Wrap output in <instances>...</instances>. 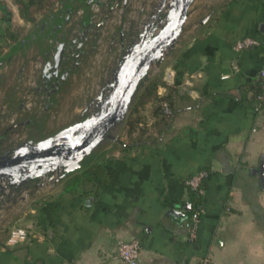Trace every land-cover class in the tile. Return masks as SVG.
<instances>
[{
	"label": "crops",
	"instance_id": "crops-1",
	"mask_svg": "<svg viewBox=\"0 0 264 264\" xmlns=\"http://www.w3.org/2000/svg\"><path fill=\"white\" fill-rule=\"evenodd\" d=\"M3 1L11 18L0 11V110L21 112L19 124L31 133L26 119L34 116L25 114L19 92L40 76L43 42L54 40L58 26L44 17L36 26L26 25L13 1ZM91 2L66 0L54 12L72 7L71 23L88 24ZM194 17L196 23L187 33L184 28L168 60L171 68L177 66L180 83L165 133L126 155H106L100 163L109 180L91 193L67 192L60 181L53 190L24 203L14 200L0 211V264H123L118 246L134 240L141 244L139 264H199L205 257L212 264H264V184L255 173L264 162V112L255 109L252 94L237 96L264 70V0H205ZM8 25L26 29L18 43L4 37ZM244 38L261 45L238 53L234 45ZM112 40L110 51L104 45L100 52H112ZM103 79L99 89L110 80L104 74ZM159 93L167 97L171 89L162 86ZM84 112L79 107L63 111L65 126L52 133L47 120L35 135L50 137ZM105 150L96 152L92 163L102 160ZM201 171L209 173L206 201L191 242V218L176 219L169 212L184 210L190 200L186 182ZM15 227L26 228L29 238L5 248Z\"/></svg>",
	"mask_w": 264,
	"mask_h": 264
},
{
	"label": "water",
	"instance_id": "water-1",
	"mask_svg": "<svg viewBox=\"0 0 264 264\" xmlns=\"http://www.w3.org/2000/svg\"><path fill=\"white\" fill-rule=\"evenodd\" d=\"M117 1L110 8L111 15L120 7L125 10L129 8L130 0ZM166 1L162 0L159 11L152 16L153 21L149 20L139 32L128 35L119 33L118 41L121 44L129 38L132 44L122 53L110 80L99 90L80 120L40 141L28 140V137L27 141L16 147H10V136L12 132H18L21 124L12 127L10 135L0 139V183H6L0 186V195L5 194L6 190L21 191L31 185L39 188V181L48 175H57L58 184L67 175L80 171L84 161L96 153L104 142H118L119 136H112V131L124 125L141 86L151 79L152 67L160 68L175 50L195 2L171 0L169 11L164 16L165 25L159 29ZM108 14L99 23H95L91 16L88 24L82 19L77 24L71 23L70 14L64 21L66 28L58 27L54 40H44L43 64L35 94L46 97L47 111L50 110L47 103L56 98L72 76L81 70L80 60L92 37L99 39V46L105 43L106 39L101 41V34L107 19L111 17ZM209 19L206 18L203 24ZM261 30L264 31V25ZM116 40L113 37L112 51ZM70 61L75 62L73 67H69ZM2 67L3 63H0V70ZM255 173H259L264 184V162L259 172ZM191 210V204H187L183 211L172 209L169 216L176 219L191 218Z\"/></svg>",
	"mask_w": 264,
	"mask_h": 264
},
{
	"label": "trees",
	"instance_id": "trees-1",
	"mask_svg": "<svg viewBox=\"0 0 264 264\" xmlns=\"http://www.w3.org/2000/svg\"><path fill=\"white\" fill-rule=\"evenodd\" d=\"M14 5L17 6L19 16L26 25L36 26L39 18L44 17L46 21H51L55 27H64V16L68 11V15L73 12L72 7H66L54 12L56 6L62 5L66 0H34L28 3L25 0H12ZM0 11L6 18H11V11L7 8L6 3L0 0ZM26 32L25 28H16L15 30L8 25L4 37L10 44L18 43L21 37ZM172 61H164L161 64V74L156 75L152 79L146 81L141 86L138 95L130 109L127 120L124 123L119 140L111 150H105L102 160L94 163L93 160L83 166L82 169L74 174L67 175L61 182L64 181V188L67 192L77 191L79 188L83 189L84 193H91L97 183L108 182L109 175L107 169L101 161H104L106 155H113L115 151L122 154H128L135 148L146 146L148 143H154L158 138L165 133L171 123L172 116L166 114V106L174 113L175 108V95L177 94V85L180 83V78L176 75L177 66L170 67ZM175 72L173 82L170 84L164 79V70L167 68ZM169 86L171 94L167 97L161 96L159 93L160 87ZM253 95V104L255 109L264 112L263 102L260 100L264 97V79L259 77L249 84H245L237 91V96L245 98L247 95ZM236 95V94H235ZM56 105V98H53L50 103H47V108L50 107L51 111ZM48 112L41 117H28L26 120L31 121L34 131L30 133L28 140L40 141L46 139V136H36V130H41L46 126L48 119ZM12 128H7L0 133V139L10 135ZM54 135V134H53ZM1 152H3L1 150ZM96 155V153H95ZM188 188V187H187ZM190 193L191 204V225L192 217L197 212L203 210L205 204V195H201L199 191H193L188 188ZM200 190L206 192V181L201 185Z\"/></svg>",
	"mask_w": 264,
	"mask_h": 264
},
{
	"label": "built area",
	"instance_id": "built-area-1",
	"mask_svg": "<svg viewBox=\"0 0 264 264\" xmlns=\"http://www.w3.org/2000/svg\"><path fill=\"white\" fill-rule=\"evenodd\" d=\"M117 0L113 2L112 0H92L91 2V16L95 23L101 22L105 16L110 11L111 6L117 4ZM162 0H130L128 10H125L123 7L118 8L115 11V18L107 19L106 26L102 31L101 41L108 38L115 37V28H119V33H137L139 32L144 24L148 23L149 20H152V16H155L159 11V4ZM169 4L171 0L166 1V8L162 13V20L159 23L158 28L160 29L165 25L164 16L169 11ZM128 11V13H127ZM128 15V22L125 21V16ZM153 21V20H152ZM113 33L111 34V32ZM118 33V35H119ZM136 37V36H135ZM135 38H133L134 40ZM131 40L127 39L124 44L120 43V58L122 53L131 46ZM261 43L253 38H244L238 40L234 45V50L238 53L253 50L259 47ZM118 59V63L120 61ZM118 65V64H117ZM161 74L160 68L153 66L150 72V77ZM260 76L264 79V70L260 73ZM175 77V72L172 69H169L164 74V79L168 83H172ZM223 79H227L224 77ZM37 88V80H28L25 85L21 88L19 92L20 101L24 106V112L26 115L40 117L46 111V97L39 96L35 94V89ZM260 100L264 105V97H261ZM166 114L172 116L171 110L166 106ZM23 118L22 113H13L10 114L5 108L0 110V130H5L7 128H12L17 126L21 119ZM12 138L10 141V147H16L22 142L27 141V137L24 134L19 132H12ZM209 178V173L207 171H201L194 176H192L187 182L186 186L193 191H199L201 195H205L204 190H200L201 185L207 181ZM57 175L51 176L48 175L42 178L39 183L40 187L35 188V185L23 189L21 191H11L6 190L5 194L0 195V211L6 209L9 204H12L14 200H18L21 203L27 202L34 195L44 193L46 191L53 190L57 185ZM6 183H0V186H5ZM203 210L197 212L192 217V225L190 228V241L193 242L197 238V231L201 221ZM29 238V231L26 228L15 227L13 228L9 236L4 242L5 248H16L22 245ZM141 254V244L139 241L134 240L131 242H121L118 246L117 257L123 264H139ZM199 264H212L209 257L203 258Z\"/></svg>",
	"mask_w": 264,
	"mask_h": 264
},
{
	"label": "rangeland",
	"instance_id": "rangeland-1",
	"mask_svg": "<svg viewBox=\"0 0 264 264\" xmlns=\"http://www.w3.org/2000/svg\"><path fill=\"white\" fill-rule=\"evenodd\" d=\"M202 3H205V0H199L198 3L191 8L189 19L187 20V23L185 25L186 33L189 32L192 28V25L196 23L195 21L196 19L194 15L197 13L199 9V5ZM128 18L129 16L126 15L125 21ZM126 22H128V20ZM13 29L15 30L16 28H13ZM119 32H120L119 28H115V37L117 38V40L115 41V46L113 47V51L112 52H100L102 46L104 45H106L107 50H109L111 38H108L104 44H102L100 41L101 45L100 46L98 45L96 52L93 54L91 59L87 63L86 62L84 63L81 70L78 71L75 74V76H72V78L68 81V83L63 88L62 92L63 91L67 92V94H65L62 97H59L58 99L56 97V105H55L56 108L54 107L51 111L46 110L40 116L42 118V116L46 112L49 113V118L47 119L49 120V124L47 126L48 131L54 133L58 129L66 125V124L62 125V120L60 119L61 118L60 115L63 114V111H65V114H67L69 113V111H71V109H75L76 107H79L80 109L82 108L86 109L90 105V103L94 100L96 95L99 93V90L101 89V88L99 89V87L102 84V80H104L103 74L104 76H106L107 79L111 78L113 71L117 67L118 59L120 58V53H121L120 52V42L118 41ZM170 57H171V54L167 56L165 61H168ZM160 70H162L161 66H160ZM152 78L153 77H151V79ZM98 79H100V82H98V84H95ZM123 126L124 125L117 126L112 131V136L114 137L119 136V134L122 131ZM18 132L21 134H24V136H26L27 138L29 137V134H30L28 129L23 128L22 125L20 126ZM11 139H13L12 136H10V140ZM114 146H115L114 141L107 140L106 142L102 144V146L97 150V152H100L101 150H104V149L111 150L113 149ZM95 156L96 155L94 153L92 156L88 157L84 161L83 166H86V164H89Z\"/></svg>",
	"mask_w": 264,
	"mask_h": 264
},
{
	"label": "flooded vegetation",
	"instance_id": "flooded-vegetation-1",
	"mask_svg": "<svg viewBox=\"0 0 264 264\" xmlns=\"http://www.w3.org/2000/svg\"><path fill=\"white\" fill-rule=\"evenodd\" d=\"M98 44H99V39L98 38H95L94 36L92 37L90 43L87 45V48L85 50V52L83 53L82 57H81V62H80V68H82V66L84 65V63L88 62L91 57L93 56V54L96 52V49L98 47ZM75 64L74 61H70L69 63V67H73Z\"/></svg>",
	"mask_w": 264,
	"mask_h": 264
}]
</instances>
